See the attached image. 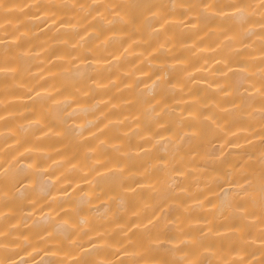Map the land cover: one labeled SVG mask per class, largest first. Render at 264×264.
<instances>
[{
	"label": "clouds",
	"instance_id": "1",
	"mask_svg": "<svg viewBox=\"0 0 264 264\" xmlns=\"http://www.w3.org/2000/svg\"><path fill=\"white\" fill-rule=\"evenodd\" d=\"M154 2L155 0H30L20 11L27 8L32 14L31 23L37 25L48 18L37 13H49L54 10L74 13L75 23L72 24L71 31L84 33L77 41L78 58L87 63L93 71H111L119 60L100 66L93 65L84 58H104L108 41H101L104 33L113 26H119L130 35L140 33L143 21L139 25L133 23V11L141 13L143 20L160 23L164 19L163 15L151 11L144 14ZM163 2L168 7L166 15L194 17V23L185 24L181 21L171 26L178 32H205L209 39L218 41L215 52L220 55L221 62L242 54L250 57L255 55L256 58L250 60L240 70V74L246 83L249 80L259 83L260 90L250 95L247 88L243 92L233 90V96L239 99L225 113L228 127L224 126L215 110L205 104L208 114L206 117L201 115L196 132L185 131L180 126L183 123L182 118L177 117L178 130L173 135L165 137L159 132L148 135L153 147L157 144L162 146L163 154L159 157L162 163L157 166L162 176L153 189L157 199L153 200L150 206L140 210L138 219L142 225V240L128 237L126 234L115 240L110 239L111 233L107 230V224L114 222L116 217L126 216L128 212L123 199L113 197L111 205L91 209L89 214L82 215L81 201H87L88 204L92 202L83 190L68 192L63 189V195L53 197L52 192H41L38 183L41 179L46 180L52 186V191L59 193L61 182L66 181L71 185L74 177L83 180L85 177L81 173L86 171L89 180L88 191L99 199L100 194L105 191V187L100 183L104 177L114 175L122 181L127 178V169H108V163L103 161L106 152L111 151L122 161L143 159L149 155L150 150L137 152L127 143L129 137H145L143 125L133 128L128 121L104 125L105 130L113 129L117 135L122 129H129L123 137H119L120 143H105L96 134L100 131L102 121L107 118L104 115L105 106L99 101L91 105L86 104L77 92L86 89L91 94L95 91L87 81L72 82L70 87L73 91L68 94L69 98L58 101L47 92L36 93L32 99L39 104L46 120L53 117L58 107L64 106L61 113L63 121L58 122V127L62 134L65 128L71 129L68 140L71 145L84 146L77 162L73 163L71 159L57 158L63 156V153L51 152L42 146L41 142L52 138V134L37 135V132H43L40 121H24L23 117L9 113L8 118L22 121L14 132H10L3 126L5 115L0 114V264H189L192 258L184 250L191 248L198 255H204L206 253L202 250L208 247L207 242L212 240L216 242L215 254L207 253L208 264H264V227H261L264 225V0ZM9 3L10 0H0V12L5 11ZM202 20H213L217 27H220L221 22H227L232 36L222 39L227 35L226 31L222 29L216 32ZM29 32L31 35L36 34L31 30ZM9 35L5 25L0 23V81L6 77L17 80L32 75L27 70H19V61L24 53L8 39ZM153 35H162L155 26L144 33L142 39H151ZM110 39L118 40L119 37L114 35ZM89 41L92 42L91 47L87 46ZM241 48L244 49L243 53ZM159 51L165 55L170 54L165 44L160 45ZM6 59L17 65L15 72L5 70L3 62ZM32 59L35 62L37 57L33 56ZM145 64L149 71L155 67L151 61H145ZM166 80L167 72L162 80L154 81L153 85ZM28 91L31 92L32 88L29 87ZM134 91L139 93L140 89L137 87ZM258 100L261 103L256 107ZM145 103L149 105L145 110L151 113L157 125L161 119H165L167 123L166 117L175 114L174 108L158 109L150 100ZM89 109L91 111H88ZM5 111L6 101L0 98V113ZM19 111L18 108L16 113ZM233 117L246 121L241 127L248 129L252 136L259 137V140L250 142L249 136L244 133L229 136L233 131ZM200 126L207 128L209 142L222 140L224 144L222 147L213 144L211 154L202 161L203 170L185 174L188 153L195 150V146L205 139ZM28 137H31L32 144L26 147L24 141ZM89 140L94 142L93 146H88ZM231 146H234V149L229 151ZM22 148H25L23 152ZM227 163H230V167L224 168L221 173L211 167ZM100 168L108 170L101 172ZM18 169L22 170V175L18 173ZM224 185L228 187L217 198L222 203H218L211 213L214 223L209 226L208 232L202 227L187 231L183 230L182 225L178 228L177 221H170L164 212L166 208H179V205L186 204L188 200H196L204 192ZM163 193L167 194V199L163 201L162 214L153 221L155 210L161 207L159 197ZM29 199L37 203L47 202L51 211H42L37 215L22 211L12 213L5 208L8 201L15 200L18 204H23ZM65 205L67 211H64ZM203 207L204 205L199 203L193 204L185 207L184 213L190 214ZM13 215L16 216L15 222L12 221ZM145 219L148 220L146 225L143 224ZM216 221L223 222L219 225L225 229L223 232H218ZM165 230L179 231V236L188 239L180 240V246H173L168 240L161 238L160 234ZM121 232L126 233V229H121ZM94 235L98 241L104 243H92ZM115 245H118L125 255L122 259L110 260L102 253ZM128 247L134 250L139 248L140 254L136 255L133 251L129 256ZM151 252H162L167 258L150 259L147 254ZM37 256L39 259H36ZM193 264L196 262L193 261Z\"/></svg>",
	"mask_w": 264,
	"mask_h": 264
},
{
	"label": "bare ground",
	"instance_id": "2",
	"mask_svg": "<svg viewBox=\"0 0 264 264\" xmlns=\"http://www.w3.org/2000/svg\"><path fill=\"white\" fill-rule=\"evenodd\" d=\"M29 2L30 0H10V3L6 5V10L0 12V23H3L10 33L8 39L17 45L19 51L24 53L19 61V70L22 72L27 70L32 74L24 79L12 80L6 77L0 81V98L4 99L7 104V111L0 113L6 117L3 126L8 131L14 132L16 126L22 122L20 119L8 118L9 113L23 117L24 121H40L43 132H37V135L52 134V138L41 142L42 146L48 151L63 153V156L57 157L58 159L67 158L76 163L80 153L84 150V146L77 147L68 142L71 136L70 128H65L63 134L61 133L58 122L63 121L61 113L64 106L58 107L53 117L46 120L39 104L32 99L39 92H47L49 95L55 96L56 101L69 98L68 94L73 91L70 84L75 81H87L95 89L91 94L86 89L77 90L82 101L89 105L99 101L105 106L104 115L107 118L102 121L100 131L96 133L100 140L105 143H120L119 137H123L129 131L128 128H124L117 135L113 129L105 130L104 125L116 121H128L133 128L143 125L145 137L143 139L129 137L127 143L137 152L150 150L149 155L143 159L122 161L118 155L111 151L106 152L103 161L108 163V169L117 167L121 170L127 169V178L122 181L120 177L114 175L104 177L100 183L105 187V191L100 194L99 199H96L88 191L89 180L86 171L81 173L85 177L83 180L74 177L71 185L66 181L61 182L59 193L53 192L52 186L46 180L41 179L38 183L41 192H52L53 197L63 195V189H67L68 192L77 189L83 190L92 202L88 204L87 201H81L82 215L89 214L91 209L111 205L113 197L123 199L128 212L126 216L116 217L114 222L107 224V230L111 233L110 239L115 240L126 234L128 237L142 240V225L138 219L140 210L145 206H150L152 201L157 199L153 189L162 176L157 167L162 163L159 159L163 154L161 152L162 146L157 144L153 147L148 140V135L157 132L165 137L173 135L178 130L177 117L182 118L183 123L180 126L185 131L196 132L201 115L206 117L208 114L205 104L213 108L224 126L228 127L229 123L225 113L239 99L233 96V90L243 92L247 88L249 95L260 90L259 83L252 80L246 83L245 78L240 74V70L256 57L255 55L250 57L247 54H242L221 62L220 55L215 52L218 41L209 39L205 32H178L171 27L181 21L185 24L194 23L193 16L166 15L167 5L163 0H155L145 10L144 14L151 11L163 15L164 19L160 23L143 20L141 13L133 11L131 13L132 22L139 25L143 21V28L140 33L130 35L127 31L120 29L119 26H113L112 29L107 30L101 41V43L103 40L108 41L104 58L94 59L92 56H86L84 60L100 66L117 60L119 63L111 71H93L87 63L81 61L77 56V41L84 33L71 31L72 24L75 23L74 13L67 10L37 13V15L48 17L37 25L31 23L32 14L27 8L20 11V8ZM202 22H206L216 32H220L222 29L226 31L227 35L222 39L232 36L227 22H221L220 27H217L213 20H202ZM152 26H155L162 35H153L151 39H142L143 34ZM29 30L36 34L31 35ZM114 35L118 36L119 39H110ZM161 44L168 47L169 55L159 51ZM87 46L91 47L92 42L89 41ZM240 51L243 53L244 49L241 48ZM33 56L37 57L35 62H33ZM145 61H151L155 67L149 71ZM3 63L6 71L15 72L17 70V65L11 60L6 59ZM165 72H167V80L153 85L154 81L162 80ZM29 87L32 88L31 92L28 91ZM137 87L140 89L139 93L134 91ZM58 93L62 95H58ZM149 100L152 105L158 106V109L174 108L175 114L166 117L167 123H165V119H161L157 125L154 123L151 113L145 110L149 106L145 101ZM260 103L261 101H256V107H259ZM18 108L20 111L16 113ZM87 114L86 111L85 115ZM245 123L246 121L233 117L231 119L233 131L229 133V136L244 133L249 136L250 142L258 141L259 137H253L248 129L241 127ZM165 129L169 130L166 131ZM200 130L205 139L195 146V150L188 153L185 174L203 170L202 161L211 154L213 144L221 147L224 144L222 140L209 142L207 128L200 126ZM93 143L89 140L88 146H93ZM95 143H99V141H95ZM24 144L26 147L31 146V137L26 138ZM233 149L234 146H231L229 151ZM24 150L25 148L21 149L22 152ZM211 167H214L216 172L221 173L224 168L230 167V163L211 165ZM108 169L100 168V171L105 172ZM17 171L21 175L23 174L22 170L18 169ZM30 182L24 181V183ZM227 187L224 185L214 188L213 191H206L198 199L188 200L186 204L179 205V208H166L164 212L170 221L172 219L177 221L178 228L182 225L183 230L187 231L202 227L205 232H208L209 226L214 223L211 213L218 203H222L217 198L226 191ZM225 195L227 194L225 193ZM166 199L167 194H161L159 197L161 207L155 210V214L152 216L153 221L162 214L161 208ZM197 203L204 205V207L190 214L184 213L185 207ZM5 208L12 213L22 211L37 215L42 211H51L47 202L40 201L37 203L31 199L23 204H18L15 200L8 201ZM64 211H67V205H65ZM61 215H63L62 212ZM12 221H16L15 215L12 216ZM147 223V219L143 220V224L146 225ZM221 223L223 222L216 221L218 232L225 230L219 227ZM121 229H126V233H122ZM160 235L162 239L168 240L173 246H180V240L188 239V237L179 236V231L165 230ZM97 242L104 243L98 241L94 235L92 243ZM215 243V240L207 242L209 246L202 250L206 253L204 255H198L193 249L186 248L185 253L192 258L189 264H193V261L196 264H208L209 255L207 253L215 254ZM133 251L136 255L140 254L139 248L134 250L131 247H128L127 254L131 256ZM102 254L110 260H118L124 257L125 252L118 245H115L111 249L104 250ZM147 255L150 259L163 260L167 258L162 252H151ZM36 259H39V256Z\"/></svg>",
	"mask_w": 264,
	"mask_h": 264
}]
</instances>
